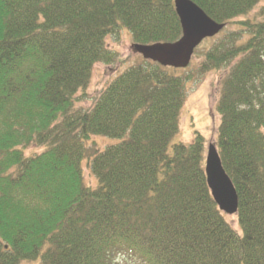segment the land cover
<instances>
[{
	"label": "trees",
	"instance_id": "16d2710c",
	"mask_svg": "<svg viewBox=\"0 0 264 264\" xmlns=\"http://www.w3.org/2000/svg\"><path fill=\"white\" fill-rule=\"evenodd\" d=\"M260 1L191 0L224 23L195 73L143 58L83 108L93 65L117 60L109 35L181 36L174 0H0V264H264V3L248 16ZM221 70L215 145L238 230L208 189L202 135L171 139L187 83ZM95 135L117 142L88 154Z\"/></svg>",
	"mask_w": 264,
	"mask_h": 264
},
{
	"label": "rangeland",
	"instance_id": "374dc122",
	"mask_svg": "<svg viewBox=\"0 0 264 264\" xmlns=\"http://www.w3.org/2000/svg\"><path fill=\"white\" fill-rule=\"evenodd\" d=\"M263 3L264 1H260L248 16L250 18L255 17L259 19L261 17L259 13ZM106 43L110 49H113L117 53V60L114 64L107 65L102 62L93 65L87 87L77 96L80 100L79 103L77 101V104L83 108L90 106L91 98L104 90L109 80L119 75L131 64L143 60L142 56L135 53L131 48V36L125 29H120L117 33L109 35L106 38ZM209 43H211V41H203L199 44L198 55H192L190 64L188 65L189 68L185 70V73H195V65L200 62V55ZM224 73V70L216 72L210 71L202 77L195 78L193 81L187 83L186 99L178 117V132L171 138L173 143L182 142L188 144L192 141L195 131H197L202 135L205 141L204 156L207 146L211 143L216 144L219 114L217 113L214 103L218 96L219 80ZM115 142H117L116 139L95 135L90 136L85 145L87 146V153L90 154L95 149L103 150L106 145ZM40 150V148L31 146L25 150V154H31L32 152ZM85 164H87L86 159L82 161V167H84V182L93 185L95 179ZM235 217V214L226 215V219L233 228L238 230L237 218ZM117 262L118 264H133L132 260L127 256H120ZM20 264H41V261L39 259L24 260L20 262Z\"/></svg>",
	"mask_w": 264,
	"mask_h": 264
},
{
	"label": "water",
	"instance_id": "95a60500",
	"mask_svg": "<svg viewBox=\"0 0 264 264\" xmlns=\"http://www.w3.org/2000/svg\"><path fill=\"white\" fill-rule=\"evenodd\" d=\"M174 9L179 19L181 36L174 42L132 44L133 51L144 60L162 67L186 68L195 48L206 38L215 36L224 23L211 19L191 0H174ZM204 174L210 194L219 211L233 215L237 212V193L226 174L215 144L206 148Z\"/></svg>",
	"mask_w": 264,
	"mask_h": 264
}]
</instances>
